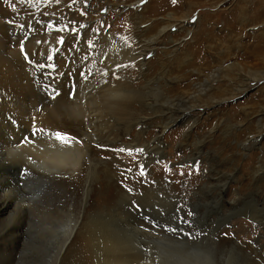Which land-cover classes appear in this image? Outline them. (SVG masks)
Masks as SVG:
<instances>
[{
  "label": "rangeland",
  "instance_id": "rangeland-1",
  "mask_svg": "<svg viewBox=\"0 0 264 264\" xmlns=\"http://www.w3.org/2000/svg\"><path fill=\"white\" fill-rule=\"evenodd\" d=\"M23 1L0 0V25L27 23L0 27V59L8 62L6 70L0 67V128L23 129L18 114L30 135L47 129L40 123L48 119L90 141L87 171L80 157L76 175L56 176L36 189L37 201L47 199L76 222L78 252L89 264H264V218H253L264 217V183L256 187L251 170L264 163V0H51L53 10L57 3L67 10L48 21L52 30L45 34L38 24L41 4L50 0ZM168 13L174 24L153 51L146 50L144 79L134 62L124 68L136 88L160 73L167 84L150 92L157 101L152 111L168 105L172 112L155 114L130 102L129 110L112 114L88 67L74 73L67 56L83 48L77 54L83 57V44L91 49V35L103 33L125 37L138 49L167 23ZM60 16L68 25L57 31ZM72 16L87 22L84 33L74 19L69 30ZM51 31L68 34L54 38ZM82 35L87 39L78 42ZM61 65L63 75L55 71ZM6 163L0 152V165ZM12 163L19 169L11 179L19 199L33 186L30 165L24 157ZM82 187L88 190L86 216ZM231 199H238L234 210L226 204ZM221 200L218 210L213 205ZM200 215L207 217L204 226L194 221Z\"/></svg>",
  "mask_w": 264,
  "mask_h": 264
},
{
  "label": "bare ground",
  "instance_id": "bare-ground-1",
  "mask_svg": "<svg viewBox=\"0 0 264 264\" xmlns=\"http://www.w3.org/2000/svg\"><path fill=\"white\" fill-rule=\"evenodd\" d=\"M10 1L14 2L16 0ZM25 1L26 0H24L23 2ZM39 1L43 2L44 0ZM57 4L58 5L55 6L54 10L52 7H50V5H52L51 0L48 6L45 5V2L44 4H41V8L44 10L43 13L41 12L42 17L39 19L40 23L38 25L43 28V34L52 30V28L48 30V28L46 27L47 25H49L48 21L59 16L60 12H62L63 10V8L60 9V4ZM103 4L105 5V3ZM181 6L184 5L182 4ZM66 8L63 10L64 12H66ZM143 15L144 14H141L140 16L142 20L145 19ZM64 16H66V14H64ZM135 16L136 19H140V21H142L139 15ZM166 16L168 17V20L166 21L167 23H163L164 25L156 26V33L152 36L146 37L148 38L147 44H141L140 46H138V49L135 48L137 50L130 47V42L125 37H121L120 35H112L111 33H103L104 36L103 34L99 36L94 34V36L91 35V39H93L90 40V44L93 45L91 49H89V47H87V44H85L87 42L83 44L85 45V54L83 55V57L77 56L80 51L84 52L83 48H81L80 51L77 50L72 59L67 56L66 61H69L68 64L70 63L68 69L71 70V65L73 62L76 64L75 68L77 69L72 68V71L74 73L79 72L84 67H88L87 71H91V74L94 75L97 85L100 88H104L101 92L97 91V94L101 93L99 95L100 100L102 102H107L112 114H114V111L125 112L129 110L128 107L131 105L130 102H140L142 103L143 107H149L151 111L152 108L157 105V101L151 100L150 92L152 90H159L167 84V81L162 78L163 76L158 73L157 75H154L156 77L153 76L154 78L151 81H147L145 84H137L140 86L139 88H136L134 82L130 80V76L133 75V73L129 72L130 70H127V68L124 67L128 63L134 62L135 66H137L138 73L140 72L139 74L141 77H143L145 72L148 71L146 69L147 65H145L143 61V58L146 55V50L148 52L153 51L158 44L157 41L160 39V36L165 35L166 28H169L174 24V21H172L175 20L173 19V15L171 13H168V15ZM185 17L186 13H183L181 15V18ZM77 18L78 17L74 16L69 18V25L71 26L70 28H68L69 30H71V28H74V25L71 22L74 19V24L77 26V32L84 33L85 28H81V25L88 24L87 22L80 21ZM1 19L4 21V23L5 21L8 22V18L5 16H2ZM57 19V24H55L56 28L59 29L57 31L65 30V28L63 29L60 26L64 25V23L67 24L66 20L68 19L66 18V20L62 21V16ZM53 21L55 20L53 19ZM146 22H148V25L146 24L147 29L144 32H148L149 28V21ZM7 24L9 25L7 26L6 23L4 25L1 24L0 27L4 29H11L13 28L12 24H17L22 28H25L27 23L25 24L24 22H8ZM53 30L56 29L53 28ZM50 33L49 34L51 35V37H61L60 34L56 35L54 31H51ZM67 34L68 32H66L65 35H62L64 37L61 38L63 39L67 37ZM83 36L84 35L81 36V39H79L78 42H80V40L83 41L87 39ZM97 41H99V44L97 43ZM175 42V40L170 41L173 46H175ZM137 43L140 44L141 41H138ZM90 52H92V54H90L92 55L91 57H89ZM245 53H250V51ZM192 54L193 53H190L191 57ZM7 63V59L1 57V69L5 67L4 70H6ZM113 66L116 68L112 70L111 67ZM63 68L61 65V68L57 67L55 68V71L56 69L60 70V75H63L65 73L63 72ZM4 70L1 71L4 72ZM52 71L55 72L54 70ZM142 73L144 74L142 75ZM4 74L6 73L4 72ZM60 75H58V77H63ZM3 87L5 88L6 86L3 85ZM0 89H2L1 85ZM3 91H5V89ZM159 109L161 112L166 113V115L167 113L172 112V109H170L168 105H162V107H160ZM159 109L153 110L152 112L156 114ZM16 116L19 118V120L21 119L22 121L21 125L23 129L20 125L18 129L16 128L18 131H20L19 133L17 130L13 129V126H9L12 124H2L4 125V127H2L3 129L0 128V152H2V156H4L9 161V163L0 165V221L6 217V219L3 221L4 225L2 226V230L0 231V264H79L81 261V256L83 257V255L81 252V255L78 252L80 251V247H78L76 242V222H73V220L67 214L58 213L59 211L57 212L54 206L51 205V203L47 199L37 201L36 199H39L40 196L38 195V191H36V189L40 184L49 183L56 176L76 175L81 162L80 157L85 159L87 171L91 155L90 141L87 138L80 139L77 136L68 133L61 127H56L48 119H44L43 122L40 123V125L43 126L42 128L46 127L47 129L44 128L45 130L42 131H39L40 129L35 131L32 130L34 134L30 135L31 131L26 126V121L23 120V117L18 114ZM0 121L3 123L2 119H0ZM23 134L25 136H23V140L19 145L17 143H19V140L22 138ZM3 135L7 138L11 137L12 141L8 142L6 139H4ZM159 143L160 142L154 144L158 145ZM18 157H24L25 160H28V165H30V169L32 170V173L30 169L29 171H27V174L29 175L28 180L33 186H31V190L29 193L23 194L19 199H15L13 197V194L17 189V184L13 185L11 183V179L13 178V176L17 175L15 174V172L17 173L19 169H15L16 164L12 163V161H15V159ZM251 170L252 172H254L255 176L258 175L257 179L254 180L256 187L262 185L264 183V163L259 164L258 166L256 165V167L253 166ZM14 180L16 179L14 178ZM221 181V176L216 179V182ZM222 191L223 190L221 189V194ZM255 193H257V190ZM233 194L234 196L239 195L236 191H233ZM82 195L84 197L83 212L86 216L88 213V207H86V201L88 197L87 187H82ZM222 200L219 203L215 202V205L213 206L217 207V205H219L218 210L223 209L222 205H220L222 202H224ZM231 200H233L232 204L227 202L226 204L231 206V208H233L234 210L237 208V206H239L238 199L237 201L235 199ZM262 203L264 204V197ZM247 216L252 217L253 215L250 213ZM205 218H207L205 215H200L195 217L194 221L198 224L202 222L204 226L206 222ZM253 218H255L257 221H262L264 217ZM199 229H203V227ZM206 230L207 229H205V231ZM83 259L85 264H89L87 259H85L84 257Z\"/></svg>",
  "mask_w": 264,
  "mask_h": 264
}]
</instances>
